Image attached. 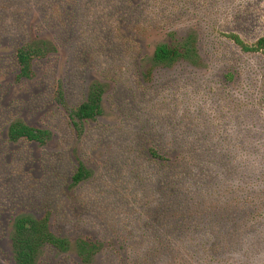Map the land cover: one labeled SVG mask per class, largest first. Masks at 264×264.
Returning <instances> with one entry per match:
<instances>
[{
    "label": "rangeland",
    "instance_id": "rangeland-1",
    "mask_svg": "<svg viewBox=\"0 0 264 264\" xmlns=\"http://www.w3.org/2000/svg\"><path fill=\"white\" fill-rule=\"evenodd\" d=\"M12 9L21 27L8 26L0 44L3 229L20 213L49 215L59 235L102 243L92 264H264V54L225 35L263 36L264 0H17ZM191 31L201 66L154 64L158 44ZM40 36L56 50L20 78L15 49ZM95 82L102 112L76 126L71 113ZM14 119L52 136L12 142L4 123ZM153 142L198 147L194 179L180 183L194 204L179 214L190 219L162 211L167 181ZM81 165L90 174L75 183ZM0 246V264H16L8 234ZM39 264L83 263L53 250Z\"/></svg>",
    "mask_w": 264,
    "mask_h": 264
},
{
    "label": "trees",
    "instance_id": "trees-1",
    "mask_svg": "<svg viewBox=\"0 0 264 264\" xmlns=\"http://www.w3.org/2000/svg\"><path fill=\"white\" fill-rule=\"evenodd\" d=\"M16 1L17 0H0V44L1 41L9 35L10 29L8 26L14 25L21 27L19 25L20 18L12 9ZM24 9L25 6L22 8V11ZM225 35L231 38L245 52H262L264 54V35L255 43L245 42L236 33H228ZM197 40V32L191 31L185 38L177 41L176 44H158L153 53L154 64L171 67L182 61L192 66H201V55ZM55 50L56 46L54 42L51 39L41 36L28 39L20 46H17L14 56L19 66V77L32 78L34 75L35 62L47 58ZM151 71H149L147 75H150ZM103 93V84L100 82L91 84L87 99L71 113L76 126H79V124L86 120L96 119L101 114ZM60 97H63L62 92H60ZM262 107L264 109V83ZM0 125L3 127V121L1 120ZM5 125H7V137L12 142L24 139L43 145L52 136V131L48 128L31 126L19 119L9 120L8 122L5 121L4 128ZM195 148L198 147L193 146L191 149V151H193L192 153L196 151ZM191 151L188 145L180 150L176 149V151L158 147L154 142L149 146L148 154L150 155V159L159 163L163 169L162 176L157 175L158 180L163 177V180L167 181L164 193L163 187H160L161 190H159V192L165 195L164 203L161 206L162 211L173 210L171 211L173 217H175L173 220H178V218L187 220L191 217V214L186 213L185 217L179 214V208L181 206L194 204L193 197H191L190 193L184 192L182 194L180 188V183L184 178L190 177L194 179L195 168L191 166V160L189 161ZM174 154H176V156H172ZM190 171H192L191 176ZM89 174L90 171L81 165L75 172L73 180L75 183H78L88 177ZM3 214L4 213L0 211V217L3 216ZM10 227V230H4L2 222H0V238L2 234H8L13 260L16 264H39L41 258L48 251L53 250L57 253L72 251L83 264H92L103 249L100 241L89 237H80L72 241L70 238L59 235L53 230L49 215L39 217L30 213H20L13 218ZM211 240L212 239L208 240L205 238L203 241V244L206 246L205 252L208 254L213 253V244Z\"/></svg>",
    "mask_w": 264,
    "mask_h": 264
}]
</instances>
